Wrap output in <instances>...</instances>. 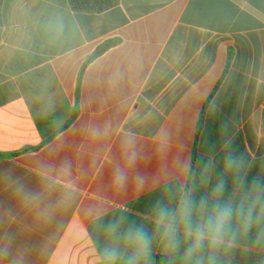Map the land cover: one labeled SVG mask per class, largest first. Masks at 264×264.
<instances>
[{
  "label": "crops",
  "instance_id": "1",
  "mask_svg": "<svg viewBox=\"0 0 264 264\" xmlns=\"http://www.w3.org/2000/svg\"><path fill=\"white\" fill-rule=\"evenodd\" d=\"M125 147L138 162L117 186ZM228 154L264 180V0H0V264H102L116 219L147 229L148 264H195L182 232L173 250L154 231V206L211 204ZM225 178L219 199L239 203L247 184ZM261 228L213 264H264Z\"/></svg>",
  "mask_w": 264,
  "mask_h": 264
},
{
  "label": "clouds",
  "instance_id": "2",
  "mask_svg": "<svg viewBox=\"0 0 264 264\" xmlns=\"http://www.w3.org/2000/svg\"><path fill=\"white\" fill-rule=\"evenodd\" d=\"M123 156L124 166L116 168L113 173V182L117 186L127 182L130 170L135 168L138 162V157L131 147L124 148ZM189 164V161L184 162V166ZM242 166V158L231 154L225 156V175L218 179L212 189L216 199L211 204L207 198H201L197 202L190 193H186L181 195L175 210L160 203L154 206L153 229L162 230V241L170 249L179 247V234L182 232L184 240H190L184 253L185 258L194 260L195 264H203L200 253L207 245L209 264H213L216 251L226 244L236 231L247 235L254 227H259L264 222V205H260L259 212L256 211L260 196L264 194V180L257 175L248 182L246 174L239 175ZM228 174L233 175L238 187L244 188L247 184V191L239 203L231 198L223 201L219 199L227 187L225 177ZM25 195L34 198L38 194ZM205 209L208 210L207 215H201ZM104 236L106 244L101 250L102 264H148L152 256L153 239L142 224L128 222L125 225L122 219H116L105 226ZM262 239L264 228L260 229L256 242L259 244Z\"/></svg>",
  "mask_w": 264,
  "mask_h": 264
},
{
  "label": "trees",
  "instance_id": "3",
  "mask_svg": "<svg viewBox=\"0 0 264 264\" xmlns=\"http://www.w3.org/2000/svg\"><path fill=\"white\" fill-rule=\"evenodd\" d=\"M71 3L75 10L79 11H103L111 6H114L117 3V0H71ZM205 110V109H204ZM203 116L204 113L202 112V115L200 117V120L198 122V131L197 135H199V132L201 130L202 122H203ZM158 264H166V260L163 259Z\"/></svg>",
  "mask_w": 264,
  "mask_h": 264
}]
</instances>
